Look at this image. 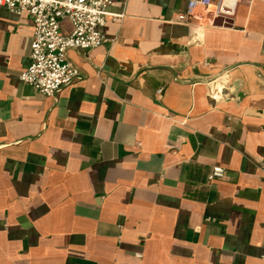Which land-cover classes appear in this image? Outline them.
<instances>
[{
	"label": "crops",
	"instance_id": "crops-1",
	"mask_svg": "<svg viewBox=\"0 0 264 264\" xmlns=\"http://www.w3.org/2000/svg\"><path fill=\"white\" fill-rule=\"evenodd\" d=\"M187 3L112 0L53 96L19 78L31 16L0 8V264H264V0Z\"/></svg>",
	"mask_w": 264,
	"mask_h": 264
},
{
	"label": "built area",
	"instance_id": "built-area-1",
	"mask_svg": "<svg viewBox=\"0 0 264 264\" xmlns=\"http://www.w3.org/2000/svg\"><path fill=\"white\" fill-rule=\"evenodd\" d=\"M188 0L185 12L178 15L180 22H192L202 17L210 7L215 16L232 13L238 0ZM112 0H0V8L20 14L28 13L33 20L30 43V63L20 73V80L45 96H53L62 87L81 77L77 66L69 61L70 49L91 50L101 46L106 38L101 28L109 17L117 20L108 7ZM68 21L71 28L64 31L62 23ZM161 89L158 93H161ZM214 99L220 98L218 88H210ZM225 169L213 166L208 179L223 178Z\"/></svg>",
	"mask_w": 264,
	"mask_h": 264
}]
</instances>
